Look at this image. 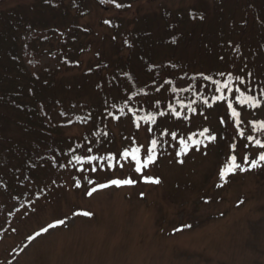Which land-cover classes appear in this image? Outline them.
<instances>
[{"label": "rangeland", "instance_id": "374dc122", "mask_svg": "<svg viewBox=\"0 0 264 264\" xmlns=\"http://www.w3.org/2000/svg\"><path fill=\"white\" fill-rule=\"evenodd\" d=\"M32 1H1L0 12ZM245 5L246 0H138L120 12L90 2V14L81 24L89 29L91 51L80 59L81 67L61 70L54 78L59 99L78 100L87 111L80 108L75 115L80 118L87 112L88 116L63 130L68 138L63 152L58 156L44 152L52 162L36 172L43 198L19 210L14 220L0 213V233H5L0 240V264H264V166L237 172L217 187L218 172L231 154L230 144L237 146L238 158L251 157L256 150L243 149L244 141L234 135V129L219 123L224 106L212 100L215 86L199 75L226 82L219 72L235 73L236 66L247 59L253 79L260 84L264 13L255 16V5ZM56 60L44 55L40 68L55 69ZM97 65L103 71L95 72ZM127 72L138 77L147 98L125 99L129 92L119 76ZM164 79L172 84L165 85L166 92L156 93L152 83L159 86ZM172 88L177 91L173 93ZM197 94L201 99L193 105L195 114L181 107L196 100ZM156 98L160 110L167 111L170 104L190 119L159 117L153 110ZM203 99L213 107L204 106ZM141 107L157 115V125L141 121L137 130L128 109L138 110L141 116ZM242 117L264 120V110L245 111ZM57 120L61 126L68 124ZM148 127L153 128L150 134L144 131ZM205 127L217 134L218 142L182 157L176 156L178 141L170 135L160 138L162 131H168L176 132L178 140L189 135L197 139ZM241 130L245 136L264 140V132L248 124ZM147 136L163 145L155 164L145 170V176L159 179V184L145 183L128 164L92 173L87 164L74 163L75 156L104 157L133 144L141 146L143 153ZM79 168L86 170L81 173ZM85 176L97 183L110 178H131L135 183L113 185L89 197L86 191L94 185ZM83 212L91 215L77 214ZM59 220L64 224L42 232ZM37 232L42 235L37 237Z\"/></svg>", "mask_w": 264, "mask_h": 264}, {"label": "trees", "instance_id": "16d2710c", "mask_svg": "<svg viewBox=\"0 0 264 264\" xmlns=\"http://www.w3.org/2000/svg\"><path fill=\"white\" fill-rule=\"evenodd\" d=\"M136 1L115 0L123 5ZM90 2L116 9L110 0L104 4L100 0H33L0 12V213L9 221L43 198L36 172L52 162L44 152L56 156L63 152L68 139L63 130L88 116L87 112L80 118L75 115L80 108L87 111L78 100L59 99L54 78L61 70L81 67L80 59L91 51L89 29L81 24L90 14ZM246 3V8L255 5V16L264 13V0ZM47 54L57 59V68H40V59ZM100 65L93 70L101 71ZM110 74L115 81L114 71ZM119 78L129 100L143 98L147 89L136 75L127 72ZM140 113L147 115L142 107ZM57 117L68 124L61 126ZM0 235L2 240L5 233Z\"/></svg>", "mask_w": 264, "mask_h": 264}, {"label": "snow or ice", "instance_id": "6c2138e0", "mask_svg": "<svg viewBox=\"0 0 264 264\" xmlns=\"http://www.w3.org/2000/svg\"><path fill=\"white\" fill-rule=\"evenodd\" d=\"M47 2V0H46ZM106 0H100L101 4H104ZM113 3L116 9H122L123 7H131V5H123L122 3H116L115 0H110ZM203 19V17H201ZM106 24H110L109 21H105ZM115 39V37H113ZM176 41L173 40L172 43ZM127 43V41H125ZM230 43V42H229ZM231 46V43H230ZM264 55V53H262ZM221 60L224 59L223 56L220 57ZM235 63V62H233ZM171 67H176V65H171ZM200 77L204 81H211V83L215 86L214 94L212 96V100L217 104H223L224 106V114L223 117L219 120L221 125H225L227 127H232L234 129V135L238 136L244 143L241 147L245 150L255 149V153L250 157L248 154L243 155L238 158L237 154V146L235 144H230L231 154L228 156L227 163L224 167H222L218 172V179L221 183L217 184V187H222L224 184L228 182V178L231 175L236 174L237 172H244L256 169L258 167L264 166V140L258 139L252 135L245 136V133L241 130V126L244 124H248L251 129H257L260 132H264V120L257 121L255 118L252 120H245L242 117V113L245 111L259 112L264 110V75H259L260 84L257 86V81L253 79L254 72L249 67L247 59L243 61L241 65L236 66L235 73L232 70L225 69L219 72V75L222 78L226 77V82H222L221 80H215L211 76L206 75L204 73L199 74ZM183 79V77H181ZM193 80L196 77H192ZM172 81L170 79H164L163 83L159 86L156 85L155 82L152 83L151 87L154 89L156 93H161L163 89L165 92L168 90L165 85H171ZM233 85H238L237 87H233ZM184 91H189L190 89H183ZM177 91L176 88H172V92L175 93ZM231 94V96L229 95ZM144 97H148V93H143ZM128 99V97H125ZM201 99L200 95L197 94L196 100L190 101L188 104H181L182 108H186L188 111L192 113H196V108L193 107L194 104L197 103ZM105 103H107L105 101ZM203 105L212 108L213 104L209 102L208 99H203ZM239 109V110H238ZM157 112L158 116L161 118H176L182 120L190 119L187 115H181V113L177 110V108L172 107L170 104L167 105V111L160 110V99L156 98L155 107L153 109ZM130 113H132V117L134 120L132 121L137 130H140V122L143 121L144 124L157 125V115H153L151 113L140 116L137 115L138 110H133L131 108L128 109ZM121 116L125 115V109L121 107L119 109ZM202 114V113H201ZM110 116L111 113L109 112ZM115 119L119 120L120 117H115ZM131 119V118H130ZM144 131L146 133H152L153 128L148 127L145 128ZM107 135V133H105ZM171 136L172 141H178L179 150L176 152V156L182 157L186 156L193 149L196 152H200L201 148L206 149L209 143H217L218 137L217 134L214 133L210 128H203L202 131L198 133L200 138L194 139L193 136L189 135L186 138H180L178 140L177 133L168 131H162L160 133V138ZM223 139V137H221ZM146 140L148 142L147 145L144 146L143 153L141 152V146H136L133 144L130 148H125L122 151H117L114 154H108L107 156L100 157L97 155L88 156L87 159H82L81 156H75V164H87V170L92 173H97L98 171L107 172L109 170L115 171L116 169H123L126 164L132 167L134 173L138 174L141 178H143L145 183H153L159 184V179H152L150 177L145 176V170L149 169L151 165L155 164L158 155V148H162L163 145L158 143L157 138H151V136H147ZM163 143H167L164 141ZM166 151V149H164ZM87 152H92L91 148L87 149ZM207 155L205 151L203 153ZM178 163L183 164V159L177 160ZM71 163V161L69 162ZM96 166L93 167L92 165ZM100 164H106L105 168H100ZM247 165V168L244 166ZM75 166V165H74ZM79 172L83 173L86 169L79 168L77 169ZM87 180L89 185H94L90 190L86 191V194L91 197L93 193L98 190H102L108 188L110 186H131L134 185L135 180L131 178H123V179H112L110 178L107 183H97L95 180L88 178L87 176L83 177ZM80 183L76 181V187H79ZM82 214L83 216H90L91 213L83 212L77 213ZM64 220H59L57 224H49L48 227L43 228L42 232H48L50 228H55L58 225H63ZM42 232H37L36 236L42 235Z\"/></svg>", "mask_w": 264, "mask_h": 264}]
</instances>
